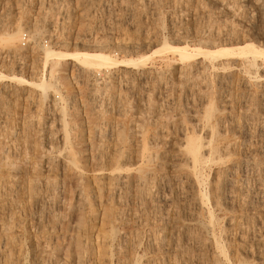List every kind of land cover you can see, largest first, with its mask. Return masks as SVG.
I'll return each mask as SVG.
<instances>
[{
    "label": "rangeland",
    "instance_id": "rangeland-1",
    "mask_svg": "<svg viewBox=\"0 0 264 264\" xmlns=\"http://www.w3.org/2000/svg\"><path fill=\"white\" fill-rule=\"evenodd\" d=\"M18 21L22 28L29 26L32 33L38 37L52 33L54 38L57 37L55 39L57 46L51 47L53 49H61L60 46L63 44L69 47L92 45L103 47L105 54H114L117 58H138L150 55L144 65H140L137 69L117 66L96 70L67 60L62 70L69 82L70 88L67 89L56 83L52 76H48L42 55L40 60L43 64L42 69L45 71L44 76L48 77L52 89L59 90L58 94L52 91L42 101L40 91L26 84L17 85L16 82L0 80V186L4 185V189L0 187V264L12 262V264H98V262L99 264H196V262L197 264H224V261L230 264H264V229L262 228L264 226V79H261V77L264 78V62L256 61L258 69L255 68L256 70L253 71H256L259 77L249 80L241 71L239 62L244 60L241 58L218 59L214 62L196 58L182 63L169 53L158 51V47L162 46L161 41L164 40L169 44H200L215 48L219 43L234 46L250 41L264 47V0H0V28H13ZM34 25L40 29L36 31L33 28ZM218 35L220 37L216 39ZM18 42L19 39L14 43L15 46L12 45L10 48L0 47V54L6 50H16ZM41 63L38 59L34 60L31 65L33 73L29 77L16 74L28 80L33 77L35 79L39 76L35 74L40 69ZM212 63L218 67L211 68ZM231 64L233 65L228 66ZM0 70L29 74V68L26 71L24 69L19 71L12 66H4ZM216 78L219 79L216 80ZM223 93L226 97L221 96ZM59 97L66 100V107L72 105L71 101L74 102L81 114V118L76 122L68 121L70 138L67 147L63 140V130L58 114ZM192 97H196V100ZM211 99L214 100L212 103L217 106L218 113L217 118L215 115L211 117V121L217 124L214 142L220 147L219 152L214 154L215 156L213 155L203 168L208 183L202 187V190L210 194V186L213 180L218 178L226 177L228 182V186L226 185L228 188L224 189L223 202L215 205L211 200V205L209 204L217 225L220 223L218 226L215 225L213 234L212 231L200 225L203 224V218L206 215L196 211L193 205L196 190L188 187L190 164L181 151L188 135L199 134L203 140L207 139L204 135L206 128L197 123L203 121ZM206 105L207 108L203 107ZM86 107L91 108L92 112L103 111L104 113L95 121H90L86 118ZM202 108H205L204 111ZM188 119L193 120L190 122ZM246 119L247 122H245ZM249 123L252 124L249 126ZM246 129L251 130L247 132ZM153 130L155 131L152 132ZM193 130L197 131L193 132ZM144 141L151 158L149 157L141 166V144ZM178 148L182 149L178 150ZM71 149L74 152L73 158L68 156ZM124 154L128 157L125 163L123 162ZM122 162L123 168L125 166L130 170L126 173L137 174L138 168L141 167L144 174L146 173L145 182L137 183L131 179L128 186L129 193L124 197L121 192L112 194L115 173L111 171L114 165ZM6 165H8L7 168ZM131 166H133L132 169ZM9 173L10 176H8ZM11 176L14 177L13 180ZM243 181H245L244 184ZM259 184L261 188H257ZM181 186L182 189H180ZM33 187L36 189L33 190ZM229 188L231 190L228 191ZM51 189L55 190L54 193ZM178 189L182 194L178 192ZM244 192L246 193L243 194ZM149 194L152 195V199ZM230 195L233 197L230 198ZM35 197H38L37 202ZM163 198L170 202L167 200L166 202L169 203H166ZM134 202L137 203L134 204ZM120 216L125 218L121 219ZM120 235L131 244L119 245L113 237H120ZM111 236L113 237L110 238ZM213 236L219 242L217 245L212 243ZM220 250L223 254L219 253ZM106 255L109 256V260Z\"/></svg>",
    "mask_w": 264,
    "mask_h": 264
},
{
    "label": "bare ground",
    "instance_id": "bare-ground-1",
    "mask_svg": "<svg viewBox=\"0 0 264 264\" xmlns=\"http://www.w3.org/2000/svg\"><path fill=\"white\" fill-rule=\"evenodd\" d=\"M172 2V1H171ZM132 6V5H131ZM48 15V14H47ZM54 15V14H53ZM135 15V14H134ZM153 15V14H152ZM131 16V15H130ZM136 17V16H135ZM53 20V19H52ZM48 21V20H47ZM172 21V20H171ZM206 21V20H205ZM26 27H28V28H30L29 26H26ZM228 27V26H227ZM33 28H35L36 29V31H38L40 28L39 27H37V25H34V27ZM32 28V29H33ZM23 28H22V25L19 23V21L16 23V25L15 26H13V28H10V27H4V28H0V47H9L10 48V46H12V45H14V43L19 39V37H20V33H21V30H22ZM31 29V28H30ZM208 29V28H207ZM233 29V28H232ZM231 30V29H230ZM35 31V30H34ZM236 31V30H235ZM31 32H32V30H31ZM223 33V32H222ZM203 34V33H202ZM230 34V33H229ZM236 34V33H235ZM223 36V35H222ZM225 36H226V34H225ZM230 36V35H229ZM201 37V36H200ZM218 37H220L219 35L217 36V38L216 39H218ZM235 37H236V35H235ZM262 38V37H261ZM214 39V38H213ZM229 39V38H228ZM233 38H231V40H232ZM235 39V38H234ZM239 40V39H238ZM218 41V40H217ZM233 41V40H232ZM247 41V40H246ZM162 42V46L161 47H158L159 49H158V51H160V52H162L163 53V51H165V52H167V53H169L170 55H172V57H176V59H178L180 62H186V61H190V60H194V59H196V58H202L204 61H207V62H214L215 60L217 61L218 59H233V60H235V59H239V58H241V59H244V60H242L241 62H239V63H241V64H239V65H241V68H242V70L241 71H243L244 72V74H246V77H247V79H249V80H254V79H258V77L259 76H257L256 75V71H253L255 68H257L258 69V63L256 62L257 60H260V61H262V62H264V47H262V46H260V45H257V44H255V43H253V42H250V41H247V42H242V44H236V43H234V44H236V45H234V46H232L231 44H229L228 46L227 45H220V43H219V45H217V47L215 48L214 46L213 47H210V46H207V45H200V44H198V45H189V44H184V45H176V44H169L166 40H164V41H161ZM229 42H230V40H229ZM234 42V41H233ZM62 45V44H61ZM15 46V45H14ZM5 47V48H6ZM59 47V46H58ZM60 47H62L61 49H53V48H46V49H43L42 50V55H43V57H44V59H43V63L44 64H46V68H47V70L46 71H48V76L50 77V76H52L53 78H54V80L56 81V83H58L59 85H61V86H63L64 88H70V87H68L69 86V82H68V80H67V78L65 77V75L62 73V70H63V68H65V65H66V63H67V60H71L72 62H74V63H76V64H79V65H82V66H86V67H90V68H93V69H96V70H100V69H107V68H113V67H117V66H121V67H125V68H130V67H132V68H136L137 69V67H139L140 65H144V63L147 61V58L149 57V55H143V56H139L138 58H133V57H129V58H125V57H122V58H117V57H115L116 55H107V54H105L104 52H103V47H99V46H96V47H93L92 45H90L89 47H85V46H83V47H69L67 44H63L62 46H60ZM16 49H17V47H16ZM12 50V49H11ZM11 50H6V51H11ZM155 51V50H154ZM160 52L158 53V54H160ZM155 52H153V54H154ZM161 53V54H162ZM41 58V57H40ZM167 59V58H166ZM177 60V61H178ZM39 61H40V63H41V60L39 59ZM167 61H170V59H167ZM173 61V60H172ZM34 62V61H33ZM32 62V63H33ZM235 62V61H234ZM233 62V63H234ZM32 63H31V65H32ZM181 63V64H182ZM197 63V62H196ZM217 63V62H216ZM207 64V63H206ZM228 64V63H227ZM226 64V65H227ZM230 64V63H229ZM236 64V63H235ZM43 64L41 63L40 64V66L43 68V66H42ZM197 65H199V64H197ZM220 65V64H219ZM221 65H222V63H221ZM225 65V66H226ZM233 64H231V65H228V66H232ZM237 65V64H236ZM4 66H6V64H3L2 63V67L4 68ZM208 67H209V65H207ZM223 66V65H222ZM235 66V65H234ZM8 67V66H7ZM210 67L211 68H217L213 63L212 64H210ZM209 67V68H210ZM220 67V66H219ZM31 68H33V67H31ZM206 68V67H205ZM221 68V67H220ZM8 69H11V68H8ZM219 69V68H218ZM223 69H225V68H223ZM228 69V68H227ZM240 69V68H239ZM193 70H194V68H193ZM222 70V69H221ZM256 70V69H255ZM225 72H226V70H224ZM218 72V71H217ZM258 73V72H257ZM17 74H20V73H17ZM16 73H14V72H12V71H9V70H6V72L5 71H2V70H0V80H3V81H8V82H16L17 83V85H22V84H26L27 86H30L31 88H33V89H35V90H38V91H40L41 93H40V95L42 96V98H41V101H42V99H45V98H47L48 97V95L53 91V92H57L56 94H58V91L57 90H54V89H52V85L49 83V81H48V77H46V76H43V75H39L38 77H35V79H26V78H24V77H22L21 75L19 76V75H17ZM216 74V73H215ZM243 74V73H242ZM243 74V75H244ZM194 75V74H193ZM220 75H221V73H220ZM225 75H226V73H225ZM25 76V75H24ZM241 76V75H240ZM188 77V76H187ZM186 77V78H187ZM210 77V76H209ZM218 77V76H217ZM261 77V76H260ZM142 78V77H141ZM152 78V77H151ZM222 78V77H221ZM224 78V77H223ZM229 78V77H228ZM128 79V78H127ZM203 79H204V77H203ZM219 79V78H218ZM217 78H216V80H218ZM230 79V78H229ZM232 79V78H231ZM260 79V78H259ZM261 79H264V78H262L261 77ZM104 80V79H103ZM125 80V79H124ZM223 80H225V79H223ZM243 80V79H242ZM201 81V80H200ZM199 81V82H200ZM244 81V80H243ZM257 81V80H256ZM125 82H127V81H125ZM191 82V81H190ZM190 82H189V85H190ZM218 82V81H217ZM220 82V81H219ZM245 82V81H244ZM195 83V82H194ZM197 83V82H196ZM221 83V82H220ZM222 83H224V81H222ZM228 83V82H227ZM242 83V82H241ZM256 83V82H255ZM199 84V83H198ZM201 84H203L204 85V83H202L201 82ZM200 84V85H201ZM207 84V83H206ZM219 84V83H218ZM250 84V83H249ZM262 84V83H261ZM260 84V85H261ZM51 85V86H50ZM188 85V84H187ZM208 85V84H207ZM221 85V84H220ZM220 85H219V87H220ZM228 85V84H227ZM231 85V84H230ZM248 85V84H247ZM257 86H258V84H256ZM196 86V85H195ZM198 86V85H197ZM196 86V87H197ZM205 86V85H204ZM224 86V85H223ZM242 86V85H241ZM262 86V85H261ZM55 87V86H54ZM202 87V86H201ZM200 87V88H201ZM230 87V86H229ZM239 87H240V83H239ZM56 88V87H55ZM185 88V87H184ZM203 88V87H202ZM242 88H243V86H242ZM252 88V87H251ZM258 88H259V86H258ZM195 89H197V88H195ZM221 89V88H220ZM219 89V90H220ZM244 89V88H243ZM242 89V90H243ZM255 89V88H254ZM69 90V89H68ZM207 90H208V88H207ZM206 90V91H207ZM218 90V89H217ZM226 90H228V89H226ZM225 90V91H226ZM241 90V89H240ZM239 90V91H240ZM253 90V89H252ZM67 91V90H66ZM206 91H204L205 93H206ZM251 91V90H250ZM263 91V90H262ZM10 92V91H9ZM68 92H70V91H68ZM186 92H188V91H186ZM195 92V91H194ZM209 92V91H208ZM216 92V91H215ZM220 92V91H219ZM244 92H246V91H244ZM247 92H248V90H247ZM189 93V92H188ZM217 93V92H216ZM216 93H215V95H216ZM228 93H230V91H228ZM252 93V92H251ZM139 94H141V93H139ZM203 94V93H202ZM211 94V93H210ZM214 94V93H213ZM235 94V93H234ZM263 94V93H262ZM190 95V94H189ZM200 95V94H199ZM207 95V94H206ZM212 95V94H211ZM210 95V96H211ZM224 95V93L221 95V96H223ZM227 95V94H226ZM241 95V94H240ZM243 95H245V94H243ZM251 95V94H250ZM257 95V94H256ZM59 96V95H58ZM143 96V95H142ZM214 96V95H213ZM220 96V95H219ZM218 96V97H219ZM225 96V95H224ZM247 96V95H246ZM144 97V96H143ZM166 97V96H165ZM197 97H198V95H197ZM226 97V96H225ZM231 97V96H230ZM252 97V96H251ZM259 97H260V95H259ZM262 97V96H261ZM157 98V97H156ZM193 98V97H192ZM196 98V97H195ZM195 98H193V99H195ZM198 98H200V96L198 97ZM209 98V97H208ZM220 98V97H219ZM218 98V99H219ZM72 99V98H71ZM175 99V98H174ZM204 99H205V97H204ZM223 99H224V97H223ZM54 100V99H53ZM138 100H139V98H138ZM180 100V99H179ZM196 100V99H195ZM203 100V99H202ZM201 100V101H202ZM221 100V99H220ZM227 100V99H226ZM229 100V99H228ZM261 100V99H260ZM264 100V99H263ZM262 100V101H263ZM37 101V100H36ZM185 101V100H184ZM214 101V100H213ZM212 101V99H211V102L209 103V106H208V108H207V105L206 106H203V107H206L207 108V111L205 112V114H204V116H203V121L201 120V119H199V120H201L202 122L200 123L198 120V122L199 123H197V124H200V126L201 127H205L206 128V130H205V138H207L206 140H203L202 138H201V135H199V134H193V135H188V136H186V140H185V142H184V145H183V150H181V151H183V153H184V155L186 156V159L188 160V162H189V181H188V187L190 188V189H194V190H196V193H195V198H194V207H195V209H196V211H198V212H201V213H203V215L205 214L206 216H205V218H203L204 220H203V224H200V225H203L204 227L203 228H205L206 230H208V231H212L213 229H214V227H215V225L216 226H218L217 225V223H216V220H215V218H214V214H213V210H212V208H211V204H210V201L211 200H213L214 201V203H215V205H220L223 201H222V199L224 198V196L223 195H225L224 193H225V191H224V189H225V187H227L228 185H227V180L223 177V178H218V179H216V180H213L214 182L211 184V186H210V194H207V193H204L203 192V190H202V187L206 184V183H208L207 182V178H206V175H204V173H203V168L208 164V161H210V159H211V157L214 155V154H216L217 152H219L218 150H219V147L220 146H218L217 145V143H215L214 142V137H215V135H216V133H215V125H217V124H215L216 122H212L211 121V117L212 116H216V114H218L217 113V106L214 104V103H212L213 102ZM216 101V100H215ZM223 101V100H222ZM236 101V100H235ZM234 101V102H235ZM240 101V100H239ZM248 101V100H247ZM38 102V101H37ZM59 102H60V106H59V108H58V114H59V119H60V121H61V127H62V130H63V140H64V143L66 144V147H67V144H69V128H68V121H71V122H76L77 120H79L80 118H81V114H80V112H79V109H78V107L75 105V103L74 102H72L71 101V104L72 105H70V107H66L65 106V103H66V100H64L63 98H60L59 97ZM58 102V103H59ZM121 102V101H120ZM137 102V101H136ZM167 102H169V101H167ZM203 102V101H202ZM56 103V102H55ZM119 103V101L117 102V104ZM145 103V102H144ZM183 103V102H182ZM186 103V102H185ZM201 103V102H200ZM208 103V102H207ZM221 103V102H220ZM226 103V102H225ZM120 104V103H119ZM118 104V105H119ZM148 104V106H149V102L147 103ZM146 104V105H147ZM168 104V103H167ZM166 104V105H167ZM170 104V103H169ZM188 104V103H187ZM190 104V103H189ZM206 104V103H205ZM221 104H223V103H221ZM246 104V103H245ZM247 104H248V102H247ZM261 104H263V103H261ZM36 105V104H35ZM117 105V106H118ZM125 105V104H124ZM141 105V104H140ZM145 105V104H144ZM153 105V104H152ZM183 105V104H182ZM181 105V106H182ZM185 105V104H184ZM192 105V104H191ZM219 105V104H218ZM260 105V104H259ZM147 106V107H148ZM186 106V105H185ZM194 106V105H193ZM220 106V105H219ZM224 106H226V105H224ZM223 106V107H224ZM231 106V105H230ZM234 106V105H233ZM256 106V105H255ZM146 107V108H147ZM172 107V106H171ZM179 107V106H178ZM184 107V106H183ZM247 107V106H246ZM250 107H251V105H250ZM258 107V106H257ZM3 108V107H2ZM36 108V107H35ZM143 108H145V107H143ZM149 108V107H148ZM174 108V107H173ZM187 108V107H186ZM197 108H199V107H197ZM221 108V107H220ZM225 108V107H224ZM245 108V107H244ZM264 108V107H263ZM117 109V108H116ZM119 109V108H118ZM166 109V108H165ZM175 109V108H174ZM177 109V111H178V108H176ZM181 108H179V110H180ZM184 109H185V107H184ZM203 109V108H202ZM205 109V108H204ZM204 109L202 110V111H204ZM229 109V108H228ZM260 109V108H259ZM99 110V109H98ZM97 110V111H98ZM142 110V109H141ZM144 110V109H143ZM190 110V109H189ZM196 110H198V109H196ZM200 110V109H199ZM220 110V109H219ZM231 110V109H230ZM246 110H247V108H246ZM262 110V109H261ZM50 111V110H49ZM85 111H86V118H88L90 121H95L97 118H98V116L99 115H101V114H103L104 112L103 111H98V112H92L91 111V108H89V107H86V109H85ZM148 111V110H147ZM171 111V110H170ZM173 111V110H172ZM251 111H253V110H251ZM39 112V111H38ZM119 112H120V109H119ZM180 112V111H179ZM185 112H187V110L185 111ZM189 112V111H188ZM195 112V111H194ZM141 113V112H140ZM148 113V112H147ZM183 113V112H182ZM181 113V114H182ZM246 113V112H245ZM254 113H255V111H254ZM259 113V112H258ZM41 114V113H40ZM183 114H185V113H183ZM182 114V115H183ZM191 114V113H190ZM192 114H194V113H192ZM200 114H201V112H200ZM145 115V114H144ZM189 115V114H188ZM222 115V114H221ZM225 115V114H224ZM250 115V114H249ZM253 115V114H252ZM261 115H263V114H261ZM147 116H149V115H147ZM154 116V115H153ZM164 116V115H163ZM175 116V115H174ZM185 116V115H184ZM227 116V115H226ZM6 117V116H5ZM142 117V116H141ZM151 117V116H150ZM182 117V116H181ZM193 118H194V116H192ZM240 117V116H239ZM250 117V116H249ZM168 119H170L169 117H167ZM172 118V117H171ZM186 118V117H185ZM198 118V117H197ZM216 118H217V116H216ZM230 118V117H229ZM247 118V117H246ZM33 119V118H32ZM100 119V118H99ZM174 119V118H173ZM181 119V118H180ZM230 119H232V118H230ZM234 119V118H233ZM241 119H242V117H241ZM251 119V118H250ZM165 120V119H164ZM189 120V119H188ZM190 120H193V119H190ZM189 120V121H190ZM235 120V119H234ZM245 120V119H244ZM243 120V121H244ZM248 120H249V118H248ZM247 119H246V121L245 122H247L248 121ZM184 121V120H183ZM194 121H196V120H194ZM218 121H219V119H218ZM228 121V120H227ZM237 121V120H236ZM249 121H251V120H249ZM140 122V121H139ZM142 122H143V120H142ZM162 122V121H161ZM191 122V121H190ZM222 122V121H221ZM229 122H231V121H229ZM228 122V123H229ZM239 122V121H238ZM164 123V122H163ZM162 123V124H163ZM174 123V121L172 122V124ZM179 123V122H178ZM225 123V122H224ZM234 123V122H233ZM139 124V123H138ZM153 124V123H152ZM171 124V125H172ZM184 124V123H183ZM187 124V123H186ZM194 124H196V122L194 123ZM226 124V123H225ZM230 124V123H229ZM232 124V123H231ZM241 124V123H240ZM245 124V123H244ZM252 124V123H251ZM250 123L248 124L249 126L251 125ZM37 125V124H36ZM166 125V124H165ZM174 125V124H173ZM219 125V124H218ZM243 125V124H242ZM260 125V124H259ZM263 125V124H262ZM262 125H261V127H262ZM23 126V125H22ZM21 126V127H22ZM141 126H142V124H141ZM170 126V125H169ZM182 126V125H181ZM192 126V125H191ZM194 126V125H193ZM226 126H227V124H226ZM234 126V125H233ZM236 126V125H235ZM253 126V125H252ZM137 127H138V125H137ZM139 127H140V125H139ZM167 127V126H166ZM187 127V126H186ZM199 127V126H198ZM222 127H224V125H222ZM221 127V128H222ZM229 127H231V126H229ZM256 127H258V126H256ZM261 127H260V129H261ZM35 128V127H34ZM135 128V127H134ZM133 128V129H134ZM173 128V127H172ZM171 128V129H172ZM176 128H178V127H176ZM188 128H190V126L188 127ZM187 128V129H188ZM218 128V127H217ZM228 128V127H227ZM244 128H246V127H244ZM251 128V127H250ZM137 129V128H136ZM141 129H142V127H141ZM179 129H180V127H179ZM192 129H193V127H192ZM191 129V130H192ZM259 129V130H260ZM31 130V129H30ZM156 130V129H155ZM155 130H153L152 132H154ZM180 130H182V129H180ZM189 130V129H188ZM187 130V131H188ZM199 130H200V128H199ZM221 130V129H220ZM227 130V129H226ZM229 130V129H228ZM231 130V129H230ZM229 130V131H230ZM242 130V129H241ZM247 130V129H246ZM249 130H251V129H249ZM249 130H247V132H249ZM252 130H254V128L252 129ZM134 131V130H133ZM138 131V130H137ZM167 131V130H166ZM175 131V130H174ZM182 131H184V130H182ZM195 131H197V130H195ZM194 130H193V132H195ZM110 132V131H109ZM162 132V131H161ZM189 132V131H188ZM235 132V131H234ZM242 132V131H241ZM241 132H239V133H241ZM246 132V131H245ZM255 132V131H254ZM253 132V133H254ZM138 133V132H137ZM147 133V132H146ZM172 133V132H171ZM180 133V132H179ZM198 133V132H197ZM225 133V132H224ZM224 133H222V134H224ZM20 134V133H19ZM153 134H155V133H153ZM152 134V135H153ZM165 134V133H164ZM219 134H220V132H219ZM233 134H235V133H233ZM242 134V133H241ZM245 134V133H244ZM248 134V133H247ZM251 134H252V132H251ZM141 135V134H140ZM151 135V134H150ZM161 135V134H160ZM174 135H175V133H174ZM173 135V136H174ZM180 135H182V134H180ZM179 135V136H180ZM186 135V134H185ZM221 135V134H220ZM12 136V135H11ZM21 136V135H20ZM27 136V135H26ZM76 136V135H75ZM131 136V135H130ZM133 136V135H132ZM148 136V135H147ZM155 136V135H154ZM176 136V135H175ZM224 136H226V135H224ZM46 137V136H45ZM159 137H161V136H159ZM181 137V136H180ZM179 137V138H180ZM223 137V136H222ZM246 137V136H245ZM247 137H250V136H247ZM147 138V137H146ZM150 138V137H149ZM157 138V137H156ZM55 139V138H54ZM124 139V138H123ZM175 139V138H174ZM56 140V139H55ZM149 140V139H148ZM152 140V139H151ZM151 140H150V142H151ZM156 140H158V139H156ZM156 140H155V143H156ZM225 140V139H224ZM15 141V140H14ZM122 141H124V140H122ZM146 141V140H145ZM143 142L141 145H142V148H141V155H140V158H141V160H142V162H141V166H143V163L144 162H146L147 161V159L150 157L149 156V152H148V148H147V144H146V142ZM177 141V140H176ZM221 141V140H220ZM226 141H227V139H226ZM24 142V141H23ZM154 142V141H153ZM158 142V141H157ZM162 142V141H161ZM165 142V141H164ZM179 143H180V140L178 141ZM247 142V141H246ZM51 143V142H50ZM140 143V142H139ZM233 143V142H232ZM19 144V143H18ZM138 144V143H137ZM159 144V143H158ZM165 143H163V145H164ZM229 144V143H228ZM64 145V144H63ZM62 145V146H63ZM74 145V144H73ZM162 145V146H163ZM165 145H167V144H165ZM175 145V144H174ZM220 145V144H219ZM230 145V144H229ZM232 146H233V144H231ZM243 145H244V143H243ZM242 145V146H243ZM248 145V144H247ZM246 145V146H247ZM120 146V145H119ZM153 146V145H152ZM155 146V145H154ZM157 146V145H156ZM171 146V145H170ZM240 146V145H239ZM65 147V148H66ZM108 147V146H107ZM161 147V146H160ZM222 148H223V144H222V146H221ZM236 147V146H235ZM250 147V146H249ZM1 148V147H0ZM18 148V147H17ZM51 148V147H50ZM139 148V149H140ZM162 148V147H161ZM171 148H172V146H171ZM237 148V147H236ZM239 148V147H238ZM251 148V147H250ZM264 148V147H263ZM73 149V148H72ZM72 149H71V151H69L70 150V148H69V154H68V156H72L73 155V151H72ZM156 149V148H155ZM179 149H182V148H178V150ZM244 149V148H243ZM245 149H246V147H245ZM20 150V149H19ZM64 150V149H63ZM126 150V149H125ZM125 150H123V151H125ZM137 150V149H136ZM172 150V149H171ZM250 149H248V151H249ZM140 151V150H139ZM221 151V150H220ZM228 151V150H227ZM231 151V150H230ZM235 151V150H234ZM233 151V152H234ZM247 151V150H246ZM252 151H253V149H252ZM251 151V152H252ZM8 152V151H7ZM58 152V151H57ZM138 152V151H137ZM159 152V151H158ZM163 152V151H162ZM225 152V151H224ZM229 152V151H228ZM232 152V151H231ZM250 152V153H251ZM68 153V152H67ZM120 153V152H119ZM128 153V152H127ZM175 153V152H174ZM223 153V152H222ZM222 153H220L221 155H222ZM235 153V152H234ZM77 154V153H76ZM126 154V153H125ZM125 154H124V156L123 157H125V158H123L124 160H123V162L125 163L126 162V160H127V156H125ZM159 154V153H158ZM164 154V153H163ZM176 154V153H175ZM246 154V153H245ZM262 154V153H261ZM264 154V153H263ZM58 155H59V153H58ZM118 155V154H117ZM129 155V154H128ZM151 155V154H150ZM155 155V154H154ZM157 155V154H156ZM165 155H166V153H165ZM182 155V154H181ZM224 155V154H223ZM239 155V154H238ZM242 155V154H241ZM2 156V155H1ZM60 156V155H59ZM64 156H66V154L64 155ZM120 156V155H119ZM131 156V155H130ZM179 156V155H178ZM215 156V155H214ZM231 156H232V153H231ZM247 156V155H246ZM245 156V157H246ZM12 157V156H11ZM74 156H72V158H73ZM118 157V156H117ZM158 157V156H157ZM156 157V158H157ZM165 157V156H164ZM170 157V156H169ZM229 157V156H228ZM228 157H227V159H228ZM10 158V157H9ZM66 158V157H65ZM122 158V157H121ZM151 158V157H150ZM155 158V157H154ZM153 158V159H154ZM215 158V157H214ZM230 158V157H229ZM250 158V157H249ZM5 159V158H4ZM96 159V158H95ZM114 159H115V157H114ZM118 158H116V160H117ZM159 159V158H158ZM165 159V158H164ZM183 159V158H182ZM240 159V158H239ZM72 160V159H71ZM70 160V161H71ZM115 160V161H116ZM176 160V159H175ZM64 161H66V160H64ZM75 161V160H74ZM130 161H131V159H130ZM150 161V160H149ZM153 161V160H152ZM155 161V160H154ZM153 161V162H154ZM168 161V160H167ZM179 161V160H178ZM181 161H183V160H181ZM222 161V160H221ZM221 161H219V162H221ZM255 161V160H254ZM5 162H7V161H5ZM9 162V161H8ZM69 162V161H68ZM76 162V161H75ZM123 162L122 163H119V164H117V165H114L113 167V171H111V172H114L115 173V175H114V180H113V182H112V194H116V192H121L123 195V197L124 196H126L128 193H129V190H128V186H129V183L131 182V179H133V180H135L137 183H139V182H145V174H144V171H143V169H142V167L141 168H138V173L137 174H129V173H126V171L128 172V170L129 169H127V168H125V166H124V168H123ZM152 162V163H153ZM184 162V161H183ZM187 162V161H186ZM225 162V161H224ZM4 163V162H3ZM67 163V162H66ZM128 163V162H127ZM133 163V162H132ZM140 163V162H139ZM150 163V162H149ZM156 163V162H155ZM240 163H242V162H240ZM116 164V163H115ZM159 164V163H158ZM225 164V163H224ZM258 164V163H257ZM9 165V164H8ZM8 165H6V168H7V166ZM11 165H13L12 163H11ZM74 165H75V163H74ZM126 165V164H125ZM132 165V164H131ZM220 165V164H219ZM61 166V165H60ZM72 166H73V164H72ZM135 166V165H134ZM139 166H140V164H139ZM144 166H145V164H144ZM158 166V165H157ZM232 166V165H231ZM234 166V165H233ZM242 166V165H241ZM240 166V168H242ZM148 167V166H147ZM183 167V166H182ZM209 167V166H208ZM264 167V166H263ZM129 168V167H128ZM131 169L133 168V166H131L130 167ZM145 168V167H144ZM155 168V167H154ZM162 168V167H161ZM160 168V169H161ZM175 168H176V166H175ZM211 168V167H210ZM229 168V167H228ZM231 168V167H230ZM229 168V169H230ZM247 168V167H246ZM5 169V168H4ZM79 169V168H78ZM77 169V170H78ZM148 169V168H147ZM153 169V168H152ZM178 169V168H177ZM224 169V168H223ZM3 170V169H2ZM18 170V169H17ZM108 170H110V169H108ZM163 170V169H162ZM172 170V169H171ZM208 170V169H207ZM244 170H245V167H244ZM247 170V169H246ZM130 171V170H129ZM225 171V170H224ZM227 171V170H226ZM229 171V170H228ZM239 171H240V169H239ZM82 172V171H81ZM99 172H101V171H99ZM185 172V171H184ZM251 172V171H250ZM1 173V172H0ZM79 173V172H78ZM97 173V172H96ZM109 173H110V171H109ZM131 173V172H130ZM133 173V172H132ZM136 173V172H135ZM181 173H182V171H181ZM218 173V172H217ZM220 173V172H219ZM226 173V172H225ZM233 173V172H232ZM231 173V174H232ZM237 173H239V172H237ZM252 173V172H251ZM261 173V172H260ZM98 174V173H97ZM180 174V173H179ZM223 174V173H222ZM243 174V173H242ZM248 174H249V172H248ZM248 174H247V176H248ZM50 175V174H49ZM77 175V174H76ZM79 175H81V174H79ZM163 175V174H162ZM228 175V174H227ZM240 175V174H239ZM256 175V174H255ZM8 176H10V173H9V175ZM113 176V175H112ZM149 176H150V174H149ZM183 176V175H182ZM230 176V175H229ZM245 176V175H244ZM243 176V177H244ZM11 177H13V176H11ZM79 177V176H78ZM109 177H111V176H109ZM157 177V176H156ZM215 177V176H214ZM221 177V176H220ZM252 177V176H251ZM153 178V177H152ZM178 178V177H177ZM217 178V177H216ZM239 178V177H238ZM264 178V177H263ZM2 179V178H1ZM6 179H8V177L6 178ZM14 179V177L12 178V180ZM36 179V178H35ZM151 179V178H150ZM159 179V178H158ZM215 179V178H214ZM254 179V178H253ZM262 179V178H261ZM47 180V179H46ZM132 180V181H133ZM149 180V179H148ZM147 180V181H148ZM182 180V179H181ZM255 180V179H254ZM253 180V181H254ZM263 180V179H262ZM8 181V180H7ZM52 181V180H51ZM50 181V182H51ZM150 181V180H149ZM171 181H173L172 179H171ZM178 181V180H177ZM186 181V180H185ZM210 181H211V179H210ZM230 181V180H229ZM234 181V180H233ZM239 181H241V180H239ZM246 182H247V180H245ZM245 181H243L242 183L244 184L245 183ZM10 182V181H9ZM8 182V183H9ZM78 182V181H77ZM83 182V181H82ZM263 182V181H262ZM35 183H38V182H36L35 181ZM35 183H34V185H35ZM151 183H152V181H151ZM231 183V182H230ZM241 183V184H242ZM31 184V183H30ZM41 184V183H40ZM48 184V183H47ZM46 184V185H47ZM77 184H79V182L77 183ZM110 184V183H109ZM133 184V183H132ZM145 184V183H144ZM143 184V185H144ZM147 184V183H146ZM164 184V183H163ZM173 184V183H172ZM171 184V185H172ZM178 184V183H177ZM233 184V183H232ZM258 184V183H257ZM256 184V185H257ZM1 185V184H0ZM38 185V184H37ZM36 185V186H37ZM46 185H44L45 187H46ZM53 185H54V183H53ZM107 185V184H106ZM135 185V184H134ZM227 185V186H226ZM4 186V185H3ZM3 186L1 187V189L3 188ZM32 186V185H31ZM52 186V185H51ZM50 186V187H51ZM109 186V185H108ZM146 186V185H145ZM153 186V185H152ZM165 186V185H164ZM185 186V185H184ZM206 186V185H205ZM231 186H233V185H231ZM239 186V185H238ZM245 186V185H244ZM243 186V187H244ZM248 187H249V185H247ZM259 187H257V188H261L260 187V184L258 185ZM6 187V186H5ZM11 187V186H10ZM17 187V186H16ZM42 187V186H41ZM45 187H44V189H45ZM80 187H81V185H80ZM102 187V186H101ZM133 187V186H132ZM141 187V186H140ZM147 187V186H146ZM166 187V186H165ZM229 187H230V185H229ZM243 187H241L242 188V191L244 190L243 189ZM247 187V188H248ZM7 188V187H6ZM49 188V187H48ZM82 188V187H81ZM95 188V187H94ZM108 188V187H107ZM144 188V187H143ZM142 188V189H143ZM147 188H149V187H147ZM167 188V187H166ZM228 188V187H227ZM246 188V189H247ZM250 188V187H249ZM1 189H0V192H1ZM4 189V188H3ZM34 189H36V187H33V190ZM50 189V188H49ZM53 189V188H52ZM51 189V190H52ZM56 189V188H55ZM89 189V188H88ZM139 189V188H138ZM141 189V188H140ZM151 189V188H150ZM168 189V188H167ZM180 189H182V186L180 187ZM236 189V188H235ZM239 189V188H238ZM253 189H255V187L253 188ZM6 190V189H5ZM17 190V189H16ZM31 190V189H30ZM81 190H83V189H81ZM85 190V189H84ZM83 190V191H84ZM101 190V189H100ZM154 190V189H153ZM163 190V189H162ZM206 190V189H205ZM228 191L229 190H231L230 188L229 189H227ZM250 190V189H249ZM259 190V189H258ZM7 191H8V188H7ZM14 191V190H13ZM37 191V190H36ZM53 191V190H52ZM55 191V190H54ZM54 191H53V193H54ZM142 191V190H141ZM140 191V192H141ZM164 191V190H163ZM181 191V190H180ZM187 191H188V189H187ZM242 191H240V193L242 192ZM253 191V190H252ZM256 191H257V189H256ZM261 191V190H260ZM259 191V192H260ZM33 192V191H32ZM130 192H132V191H130ZM165 192V191H164ZM168 192H169V189H168ZM178 192H179V189H178ZM227 192V191H226ZM2 193H4V192H2ZM35 193V192H34ZM42 193H43V191H42ZM51 193V192H50ZM52 193V194H53ZM82 193V192H81ZM86 193V192H85ZM89 193H90V191H89ZM96 193V192H95ZM142 193V192H141ZM140 193V194H141ZM145 193V192H144ZM148 193V192H147ZM171 193V192H170ZM169 193V194H170ZM179 193H181V192H179ZM230 193V192H229ZM239 193V194H240ZM246 192H244L243 194H245ZM261 194H263L262 192H260ZM10 193H8V195H9ZM12 194V193H11ZM138 194V193H137ZM143 194V193H142ZM162 194V193H161ZM182 194V193H181ZM181 194H179V195H181ZM242 194V193H241ZM260 194V195H261ZM8 195H7V197H8ZM36 195V194H35ZM44 195V194H43ZM50 195V194H49ZM86 195V194H85ZM90 195V194H89ZM92 195V194H91ZM90 195V196H91ZM106 195V194H105ZM139 195V194H138ZM155 195V194H154ZM166 195V194H165ZM6 196V195H5ZM34 196V195H33ZM32 196V197H33ZM130 196H132L131 194H130ZM140 196V195H139ZM143 196V195H142ZM161 196V195H160ZM159 196V197H160ZM164 196V195H163ZM170 196H172V195H170ZM231 196V195H230ZM262 197H263V195H261ZM0 197H1V195H0ZM88 197V196H87ZM95 197H97V196H95ZM107 197V196H106ZM146 197V196H145ZM149 197L152 199V195L151 194H149ZM148 197V198H149ZM165 197V196H164ZM175 197H177V196H175ZM179 197V196H178ZM187 197H188V195H187ZM228 198H229V195L227 196ZM233 196H231L230 198H232ZM261 197V198H262ZM5 198V197H4ZM34 198V197H33ZM40 198V197H39ZM46 198H48V197H46ZM50 198V197H49ZM94 198V197H93ZM116 198V197H115ZM127 198V197H126ZM138 198V197H137ZM147 198V199H148ZM180 198V197H179ZM178 198V199H179ZM192 198H193V196H192ZM8 199H9V197H8ZM44 199V198H43ZM89 199V198H88ZM106 199V198H105ZM117 199V198H116ZM121 199V198H120ZM159 199V198H158ZM164 199V198H163ZM162 199V200H163ZM185 199V198H184ZM49 200V199H48ZM145 200V199H144ZM156 200V199H155ZM155 200H153V201H155ZM165 200V199H164ZM163 200V201H164ZM168 199H166L165 200V202L167 201ZM180 200V199H179ZM225 200V199H224ZM231 200V199H230ZM263 200V199H262ZM3 201V200H2ZM34 201V200H33ZM38 201V197H35V202H37ZM102 201V200H101ZM109 201V200H108ZM111 201H112V199H111ZM169 202H170V200H168ZM180 201H182V199L180 200ZM188 201V200H187ZM259 201V200H258ZM4 202V201H3ZM47 202V201H46ZM51 202V201H50ZM64 202V201H63ZM83 202V201H82ZM86 202V201H85ZM97 202V201H96ZM133 202V201H132ZM138 202V201H137ZM136 202V203H137ZM140 202V201H139ZM158 202H159V200H158ZM169 202H166V203H169ZM184 202V201H183ZM228 202V201H227ZM226 202V203H227ZM5 203V202H4ZM92 203V202H91ZM108 203V202H107ZM119 203V202H118ZM124 203V202H123ZM135 202H134V204H136ZM156 203H157V200H156ZM225 203V202H224ZM8 204V203H7ZM47 204V203H46ZM80 204V203H79ZM112 204V203H111ZM127 204V203H126ZM152 204V203H151ZM154 204V203H153ZM190 204H192V203H190ZM210 204V205H209ZM33 205H34V203H33ZM32 205V206H33ZM87 205V204H86ZM119 205H122V204H119ZM148 205H149V203H148ZM155 205V204H154ZM161 205V204H160ZM186 205H187V203H186ZM185 205V206H186ZM238 205H239V203H238ZM253 205V204H252ZM115 206H117L116 204H115ZM115 206H113V208L115 207ZM131 206V205H130ZM138 206V205H137ZM152 206V205H151ZM172 206V205H171ZM188 206V205H187ZM230 206V204L228 205V207ZM86 207V206H85ZM134 207V206H133ZM162 207V206H161ZM87 208V207H86ZM90 208V207H89ZM149 208H150V205H149ZM166 208V207H165ZM186 208V207H185ZM250 208V207H249ZM130 209V208H129ZM172 209V208H171ZM228 209V208H227ZM86 210V209H85ZM138 210V209H137ZM162 210V209H161ZM189 210H191V209H189ZM194 210V209H193ZM226 210V209H225ZM110 211V210H109ZM144 211V210H143ZM164 211V210H163ZM264 211V210H263ZM94 212V211H93ZM111 212V211H110ZM119 212V211H118ZM131 212V211H130ZM154 212V211H153ZM157 212V211H156ZM175 212V211H174ZM187 212V211H186ZM185 212V213H186ZM195 212V211H194ZM225 212H227V211H225ZM224 212V213H225ZM40 213V212H39ZM89 213V212H88ZM152 213V212H151ZM229 213V212H228ZM35 214V213H34ZM113 214H116L115 212H113ZM140 213L138 212V215H139ZM145 214V213H144ZM150 214V213H149ZM156 214V213H155ZM166 214V213H165ZM168 214V213H167ZM182 214V213H181ZM198 213H196V215H197ZM117 215V214H116ZM115 215V216H116ZM129 215H130V213H129ZM161 215H162V213H161ZM164 215V214H163ZM189 215H191V213L189 214ZM202 215V216H203ZM114 216V217H115ZM181 216H183V215H181ZM186 216V215H185ZM193 216V215H192ZM200 216H201V214H200ZM199 216V217H200ZM109 217V216H108ZM117 217V216H116ZM115 217V218H116ZM133 217V216H132ZM146 217V216H145ZM195 217V216H194ZM262 217V216H261ZM112 218H113V216H112ZM118 218V217H117ZM120 218L122 219L123 217H121L120 216ZM125 218V217H124ZM123 218V219H124ZM229 218V217H228ZM251 218V217H250ZM4 219V218H3ZM109 219V218H108ZM165 219V218H164ZM187 219V218H186ZM192 219V218H191ZM234 219V218H233ZM232 219V220H233ZM38 220V219H37ZM84 220H85V218H84ZM115 220V219H114ZM119 220V219H118ZM196 220V219H195ZM40 221V220H39ZM86 221V220H85ZM111 221H113V220H111ZM121 221V220H120ZM123 221V220H122ZM133 221V220H132ZM136 221V220H135ZM134 221V222H135ZM193 221V220H192ZM236 221V220H235ZM242 221V220H241ZM253 221V220H252ZM255 221V220H254ZM110 222V221H109ZM173 222V221H172ZM190 222V221H189ZM198 222H200V221H198ZM228 222V221H227ZM237 222H238V220H237ZM245 222V221H244ZM248 222V221H247ZM258 222V221H257ZM114 223H117V222H114ZM121 223V222H120ZM125 223H127V222H125ZM229 223H230V221H229ZM234 223V222H233ZM240 223V222H239ZM263 223V222H262ZM10 224H12V223H10ZM178 224V223H177ZM231 224H232V222H231ZM235 224V223H234ZM233 224V225H234ZM246 224V223H245ZM244 224V225H245ZM249 224H250V222H249ZM256 224H258V223H256ZM116 225V224H115ZM119 225V224H118ZM122 225V224H121ZM172 225V224H171ZM189 225V224H188ZM197 225H198V223H197ZM226 226L228 225V223L227 224H225ZM230 225V224H229ZM237 225V224H236ZM242 225V224H241ZM254 225H255V223H254ZM109 226H110V224H109ZM183 226V225H182ZM199 226V225H198ZM162 227V226H161ZM234 227V226H233ZM249 227H250V225H249ZM262 227V226H261ZM9 228V227H8ZM49 228V227H48ZM200 228V227H199ZM218 228V227H217ZM216 228V229H217ZM238 228V227H237ZM245 228V227H244ZM252 228H254L253 226H252ZM263 229H264V226L262 227ZM111 229V228H110ZM166 229V228H165ZM204 229V230H205ZM243 229V228H242ZM251 229V228H250ZM167 230V229H166ZM180 230V229H179ZM205 230V231H206ZM241 230V229H240ZM248 229H246V231H247ZM110 231V230H109ZM163 231V230H162ZM168 231V230H167ZM190 231V230H189ZM197 231V230H196ZM245 230H243V232H244ZM254 231V230H253ZM258 231V230H257ZM108 232V231H107ZM179 232V231H178ZM186 232H188V231H186ZM207 232V231H206ZM213 232L214 231H212V234H213ZM217 232V231H216ZM240 232V231H239ZM191 233H193V232H191ZM196 233V232H195ZM194 233V234H195ZM203 233V232H202ZM235 233V232H234ZM106 234V233H105ZM112 233H110V235H111ZM114 234V233H113ZM143 234V233H142ZM207 234V233H206ZM205 234V235H206ZM108 235V234H107ZM124 235H125V233H124ZM174 235V234H173ZM201 235V234H200ZM199 235V236H200ZM203 235V234H202ZM183 236V235H182ZM195 236V235H194ZM210 236V235H209ZM231 236V235H230ZM113 236H111L110 238H112ZM127 237V236H126ZM166 237V236H165ZM180 237V236H179ZM178 237V239H180ZM205 237V236H204ZM243 237V236H242ZM106 238V237H105ZM168 238V237H167ZM109 239V238H108ZM107 239V240H108ZM113 239H115V240H117V243L119 244V245H125L126 243L127 244H131L130 243V241H127V240H125V238H124V236H122V235H120V237H113ZM112 239V240H113ZM141 239V238H140ZM158 239V238H157ZM163 239V238H162ZM186 239V238H185ZM243 239V238H242ZM258 239V238H257ZM111 240V241H112ZM160 240V239H159ZM159 240H157V241H159ZM165 240V239H164ZM163 240V241H164ZM207 240H209V239H207ZM211 240V239H210ZM109 241V240H108ZM167 241V240H166ZM193 241V240H192ZM204 241V240H203ZM116 242V241H115ZM135 242V241H134ZM178 242V241H177ZM177 242H176V244H177ZM194 242V241H193ZM192 242V243H193ZM217 239L213 236V238H212V243L213 244H216L217 245ZM241 242H242V240H241ZM256 242V241H255ZM108 243V242H107ZM152 243V242H151ZM157 243V242H156ZM172 243V242H171ZM188 243V242H187ZM191 243V242H190ZM219 243V242H218ZM262 243V242H261ZM115 243H113V245H114ZM126 244V245H127ZM154 244H155V241H154ZM158 244H160V243H158ZM164 244H165V242H164ZM166 244H167V242H166ZM183 244V243H182ZM185 244V243H184ZM212 244V245H213ZM152 245V244H151ZM187 245V244H186ZM205 245V244H204ZM237 245V244H236ZM243 245V244H242ZM251 245V244H250ZM261 245V244H260ZM116 246H118V245H116ZM116 246H114V247H116ZM133 246V245H132ZM138 246V245H137ZM153 246V245H152ZM154 246H156V245H154ZM160 246V245H159ZM164 246V245H163ZM168 246V245H167ZM189 246H191L190 244H189ZM200 247H201V245H199ZM215 246V245H214ZM257 246V245H256ZM161 247V246H160ZM172 247V246H171ZM186 247V246H185ZM204 247V246H203ZM217 247V246H216ZM216 247H213V248H215V250H217V248ZM262 247V246H261ZM118 248V247H117ZM179 248V247H178ZM199 248V247H198ZM209 248V247H208ZM212 248V247H211ZM256 248V247H255ZM183 249V248H182ZM204 249V248H203ZM219 249V248H218ZM244 249V248H243ZM117 250V249H116ZM166 250V249H165ZM168 250H169V248H168ZM171 250H173L174 251V249H171ZM176 250V249H175ZM199 250V249H198ZM210 250V249H209ZM214 250V249H213ZM254 250V249H253ZM206 251H207V249H206ZM246 251V250H245ZM219 252V251H218ZM217 252V253H218ZM229 252V251H228ZM249 252V251H248ZM15 253V252H14ZM220 254H223V251H221L220 250V252H219ZM259 253V252H258ZM104 254V253H103ZM107 254V253H106ZM219 254V255H220ZM249 254V253H248ZM252 254H253V252H252ZM263 254V253H262ZM120 255H121V253H120ZM165 255V254H164ZM227 255V254H226ZM257 255H259V254H257ZM2 256H4V255H2ZM106 256H108V255H106ZM113 256V255H112ZM123 256V255H122ZM200 257V256H199ZM213 257V256H212ZM220 257V256H219ZM258 257V256H257ZM260 257V256H259ZM258 257V258H259ZM257 258V259H258ZM108 260H109V256H108V258H107ZM112 259V258H111ZM196 259V258H195ZM200 259V258H199ZM226 259V258H225ZM228 259V258H227ZM260 259H261V257H260ZM124 260V259H123ZM130 260V259H129ZM160 260V259H159ZM209 260V259H208ZM211 260V259H210ZM214 260V259H213ZM218 260V259H217ZM24 261V260H23ZM103 261V260H102ZM116 261V260H115ZM155 261V260H154ZM11 262V261H10ZM107 262V261H106ZM120 262V261H119ZM171 262V261H170ZM199 262V261H198ZM210 262H212V261H210ZM216 262V261H215ZM223 262V261H222ZM13 263V262H12ZM11 263V264H12ZM124 263V262H123ZM149 263V262H148ZM157 263V262H156ZM167 263V262H166ZM199 263H201V262H199ZM212 263H214V262H212ZM255 263V262H254ZM98 264H99V262H98ZM112 264V263H111ZM171 264V263H170ZM177 264V263H176ZM196 264H197V262H196ZM204 264V263H203ZM209 264V263H208ZM224 264H230V263H228L227 261H224Z\"/></svg>",
    "mask_w": 264,
    "mask_h": 264
},
{
    "label": "built area",
    "instance_id": "built-area-1",
    "mask_svg": "<svg viewBox=\"0 0 264 264\" xmlns=\"http://www.w3.org/2000/svg\"><path fill=\"white\" fill-rule=\"evenodd\" d=\"M56 38H54V35L52 33L38 37L31 32L30 28H23L20 33L17 49L9 52L5 51L0 54V68H3L2 63L6 64V66L8 67L12 66V68H17L19 71H21L22 69L26 71L27 68H29V74L26 75L20 73L29 77L31 73H33L31 72V63L35 59H40L43 49L56 47ZM39 67L40 69L38 70V72H36L35 76H44V69H42L41 66ZM15 73L19 72L16 71Z\"/></svg>",
    "mask_w": 264,
    "mask_h": 264
}]
</instances>
